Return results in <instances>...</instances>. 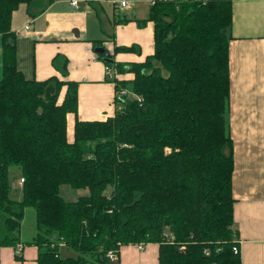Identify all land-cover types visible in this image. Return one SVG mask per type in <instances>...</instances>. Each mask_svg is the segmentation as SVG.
<instances>
[{
  "label": "trees",
  "instance_id": "16d2710c",
  "mask_svg": "<svg viewBox=\"0 0 264 264\" xmlns=\"http://www.w3.org/2000/svg\"><path fill=\"white\" fill-rule=\"evenodd\" d=\"M151 1L139 21L153 23V52L141 62L97 52L106 67L133 77L109 78L112 116L84 120L77 117L75 80L28 79L16 64L12 13L26 4L34 17L49 0H0V247L22 241L28 206L36 264H103L108 251L148 242L158 243V264H241L226 118L231 1ZM52 64L67 75L65 56ZM67 113L75 116L71 141ZM13 165L21 172L19 199L10 196ZM63 184L87 193L67 200ZM61 243L77 255L61 256Z\"/></svg>",
  "mask_w": 264,
  "mask_h": 264
},
{
  "label": "crops",
  "instance_id": "0c3cea01",
  "mask_svg": "<svg viewBox=\"0 0 264 264\" xmlns=\"http://www.w3.org/2000/svg\"><path fill=\"white\" fill-rule=\"evenodd\" d=\"M49 0L44 11L32 17L27 5L12 13L16 34V64L28 79L57 76L77 82V117L106 119L115 112V84L109 79L132 78L133 73L108 72L92 41L119 62H141L153 52V23L146 19L151 0H128L117 7L111 0ZM228 28L229 97L228 132L232 140L233 219L238 234L241 264H264V0H230ZM98 9L107 27L102 31ZM126 20H122V19ZM136 46V51H115V46ZM67 58V75L52 64L55 55ZM0 36V71H1ZM108 78V79H107ZM65 87L61 89L63 95ZM73 113L66 115V133L73 137ZM20 198V197H19ZM15 256L13 247H0V264H36L37 248L23 241ZM121 245L114 259L103 264H158V243ZM60 245H63L62 243Z\"/></svg>",
  "mask_w": 264,
  "mask_h": 264
},
{
  "label": "rangeland",
  "instance_id": "374dc122",
  "mask_svg": "<svg viewBox=\"0 0 264 264\" xmlns=\"http://www.w3.org/2000/svg\"><path fill=\"white\" fill-rule=\"evenodd\" d=\"M21 172L19 167L13 165L9 167L8 181L11 186L10 196L14 199H19L21 195ZM60 194L67 200H74L77 196L87 193L86 188L73 189L68 185H61L59 189ZM35 233V217L32 207H26L24 218L20 227V238L27 245ZM59 253L61 256H76L77 253L64 245H59Z\"/></svg>",
  "mask_w": 264,
  "mask_h": 264
},
{
  "label": "built area",
  "instance_id": "2783aa9c",
  "mask_svg": "<svg viewBox=\"0 0 264 264\" xmlns=\"http://www.w3.org/2000/svg\"><path fill=\"white\" fill-rule=\"evenodd\" d=\"M76 2H77L76 0L70 1V3L72 5H76ZM111 2L114 5H116L117 7H121V8L126 7L128 5V0H111ZM106 69L108 72L112 71V69L110 67H106ZM21 181H22V179H21ZM138 246H139V248L142 247V245L140 243H138ZM14 249H15L14 251L16 254L20 253V251L22 249V244L18 243ZM233 249H236V247H233ZM107 256L109 259H114L116 256V253L114 251H108Z\"/></svg>",
  "mask_w": 264,
  "mask_h": 264
},
{
  "label": "water",
  "instance_id": "95a60500",
  "mask_svg": "<svg viewBox=\"0 0 264 264\" xmlns=\"http://www.w3.org/2000/svg\"><path fill=\"white\" fill-rule=\"evenodd\" d=\"M94 50H95L96 52H98V53H102V52L104 51V48H103L102 46H95V47H94ZM104 60H105V61H109V62L112 61V59H110V58H108V57H104Z\"/></svg>",
  "mask_w": 264,
  "mask_h": 264
}]
</instances>
